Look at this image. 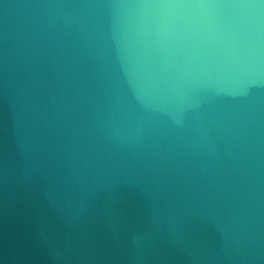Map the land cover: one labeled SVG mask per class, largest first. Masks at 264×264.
Wrapping results in <instances>:
<instances>
[{
    "label": "clouds",
    "instance_id": "9594fccd",
    "mask_svg": "<svg viewBox=\"0 0 264 264\" xmlns=\"http://www.w3.org/2000/svg\"><path fill=\"white\" fill-rule=\"evenodd\" d=\"M9 235L23 264H264V0H0Z\"/></svg>",
    "mask_w": 264,
    "mask_h": 264
},
{
    "label": "water",
    "instance_id": "95a60500",
    "mask_svg": "<svg viewBox=\"0 0 264 264\" xmlns=\"http://www.w3.org/2000/svg\"><path fill=\"white\" fill-rule=\"evenodd\" d=\"M25 243L22 238L9 235L5 240V247L0 262L2 264H23V261H17L16 257L24 251Z\"/></svg>",
    "mask_w": 264,
    "mask_h": 264
}]
</instances>
